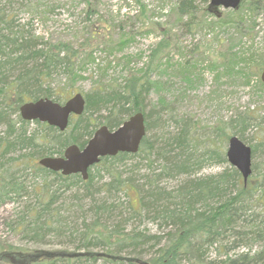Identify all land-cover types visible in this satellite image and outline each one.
Instances as JSON below:
<instances>
[{"label":"trees","instance_id":"obj_1","mask_svg":"<svg viewBox=\"0 0 264 264\" xmlns=\"http://www.w3.org/2000/svg\"><path fill=\"white\" fill-rule=\"evenodd\" d=\"M197 7L195 0H180L176 11L180 17L188 15L193 20ZM141 13L145 15L146 9ZM237 17H221L217 20L218 26L234 23L239 29ZM22 30H15L13 18L4 11L0 12V124L7 126L3 134L0 133V203L6 200L18 203L20 210L8 225L23 234L25 239L47 245L46 239L53 232L78 244L74 249L27 250L4 242L0 243L1 263L264 264V163L260 168L253 166V173L247 181L232 165L220 173L197 176L195 174L207 156L218 161L228 159L225 152L212 144L205 149L206 153L200 155L189 151L192 144L190 120L175 118L181 124L180 130L173 137L164 138L159 146L158 138L149 135L152 129L161 126L157 124L163 115L161 110L172 111L164 100L160 101V106L155 105L146 111L149 94L155 89H164L167 84L162 76L173 67L169 53L172 50L171 34L163 36L154 46L143 66L131 67L120 84L97 87L87 93L84 113L74 117L66 131H60L38 120L23 119L19 108L23 102L40 97L55 96V100H60L51 84L52 76L61 73L70 80L82 77L78 76L79 71L85 70L92 54L80 55V52L86 50L91 42L85 39L78 48L66 41L41 45L30 32ZM92 31L94 40L110 39L106 47L111 51L123 49L134 36L131 30L128 37L112 40L98 27ZM263 55L261 48L234 50L230 45L226 53L219 54L217 58V64L223 69L217 79L234 77L250 84L253 76L260 77L264 68ZM186 65L189 66L184 69V74L190 76V68L192 65L196 67V61L189 59L183 64ZM7 111L10 118L4 119ZM101 111L105 112L101 115L102 121L92 119ZM137 111L144 113L147 130L140 150L135 154L121 152L103 157L95 166H106L110 161L124 163L136 156L151 160L155 155V161L160 159L163 163L161 172L155 177H146V185H140L134 176L125 177L119 170L111 181L93 188L94 179L90 174L84 180L80 174L63 175L39 163L44 156L62 154L72 143L84 146L98 125L117 127ZM237 118L236 124L235 120H229L228 127L242 132L252 126L248 114H239ZM31 123H35L37 128L30 129ZM214 135L217 136L218 132L215 131ZM251 148L254 154L256 146ZM16 153L19 155L15 156ZM199 159L200 163H195ZM191 174L195 176L186 177L174 189L156 183L164 175ZM28 179L34 182L30 184ZM31 185L33 189L29 190ZM73 189L82 191L75 196L77 200H94L90 208L92 223L88 224L84 219L81 225L63 224L62 210L56 203L61 193ZM132 190L139 192V206L129 203L125 209L127 216L122 215L124 212L120 208L119 218L113 219L119 207L115 200L110 203L107 199L121 192L130 196ZM104 191L108 196L98 197ZM26 196L34 202L24 200L22 207L21 199ZM141 215L161 219L163 225L160 226L165 234H151L136 227L128 229V221ZM255 244H259L258 248H254ZM241 248L246 250L238 251Z\"/></svg>","mask_w":264,"mask_h":264},{"label":"rangeland","instance_id":"obj_2","mask_svg":"<svg viewBox=\"0 0 264 264\" xmlns=\"http://www.w3.org/2000/svg\"><path fill=\"white\" fill-rule=\"evenodd\" d=\"M179 2L180 0H0V12L4 11L13 18L15 30L30 32L36 38L34 40L41 45L45 42L66 41L78 48L85 39L90 40V46L80 52V55L92 54L85 70L79 71L78 76L82 77L70 80L61 73L52 76L51 84L56 89L60 101H65L75 92L86 95L97 87L120 84L131 67L143 66L147 61L146 56L154 46L163 36L171 34L172 50L169 53L173 67L162 76L167 84L164 89H155L149 94L146 111L156 107L155 105L160 106L164 101L172 111L161 110L163 115L157 120V124L161 126L152 129L149 132L150 137L158 138L159 142L156 143L161 145L165 141L164 138L173 137L180 130L178 128L181 124H178L175 118H183L192 123V144L189 150L192 153H206L205 149L212 144L214 148L226 154L230 136L237 134L247 145L256 146V152L252 154V167L258 165L260 168L264 163V83L258 76H253L250 84L234 77L224 76L217 79V75L223 72L217 64V58L219 54L226 53L230 45L234 50L241 47L261 48V54H264V0H243L236 8L213 5L211 0H195L198 7L193 20L188 15H178L176 7ZM143 9H146L145 15L141 13ZM221 17H237L239 29L234 23L218 26L217 20ZM94 22L95 26L112 40L128 37L127 34L131 30L134 36L123 49L111 51L106 47L110 39L102 37L100 41L92 38V30L96 28ZM189 59L196 61V69L192 65L190 76L184 74V69L189 65L183 66ZM261 60L264 62V55ZM9 113L7 111L4 114V119L10 118ZM243 113L250 116L252 126L242 132L238 128L228 127L229 120H235L236 124L238 115ZM103 114L105 112L96 113L92 119L98 118L102 121ZM6 128L7 126L1 123L0 133L3 134ZM34 128H37L36 124L31 123L30 129ZM215 131L218 132L217 136L214 135ZM155 160V155L151 156V160L144 159L143 156L130 157L117 165V171L121 170L125 177L134 176L140 185H146V177H155L161 172L163 163L160 159ZM203 162L204 165H201L195 175L203 177L216 174L231 166L228 160L218 161L208 156ZM195 163H200V159ZM103 168L104 164H101L90 170V175L95 176L92 186H101L110 178ZM195 175H164L156 183L174 189L183 179ZM28 182L31 184L34 181L28 179ZM31 189L32 185L29 190ZM106 193L107 191L99 193L98 197L108 196ZM78 194H82V191L73 189L61 193L56 204L62 210L63 224L70 222L81 225L85 217L93 215L90 208L91 204L94 205V200H77L75 196ZM21 200L22 207L24 200L34 202L30 196ZM107 200L110 203L115 200L119 207L114 213L113 219H116L119 218L120 208L124 212L122 215L127 216L128 211L125 209L129 203L139 206V192L132 190L130 196L121 192L109 196ZM19 210L18 203L13 200L0 203V243H13L27 250L74 249L78 244L70 242L69 237L53 232L46 239L47 245L25 239L23 234L8 225L15 219ZM161 222V219L154 220L150 216L141 215L131 218L127 228L136 227L151 234H165L160 226L163 225ZM258 246L259 244H255L254 248Z\"/></svg>","mask_w":264,"mask_h":264},{"label":"water","instance_id":"obj_3","mask_svg":"<svg viewBox=\"0 0 264 264\" xmlns=\"http://www.w3.org/2000/svg\"><path fill=\"white\" fill-rule=\"evenodd\" d=\"M241 1L211 0V3L226 8H236ZM260 77L264 82V69ZM85 105V96L83 93L77 92L64 103L52 98L26 101L20 106V113L25 120L39 119L63 131L68 127L73 114L80 115L84 112ZM145 135L144 114L137 112L117 128L110 129L107 125L100 126L83 148L78 144H70L66 147L64 155L44 156L39 160V163L50 170L60 171L63 175L80 173L86 180L89 177V168L100 162L102 157L113 156L120 151L137 152ZM227 158L247 181L253 172L251 146L234 134L229 139Z\"/></svg>","mask_w":264,"mask_h":264},{"label":"bare ground","instance_id":"obj_4","mask_svg":"<svg viewBox=\"0 0 264 264\" xmlns=\"http://www.w3.org/2000/svg\"><path fill=\"white\" fill-rule=\"evenodd\" d=\"M118 164H121V163H119L118 161H110L109 163H107L106 166H104V168L102 170H104L105 173H107L110 176V178L103 183H107V182L112 180L113 174L115 172H117V169H118L117 165ZM93 179H95V176H93ZM93 188H94V186H93ZM85 220L87 221L88 224L93 222V218L91 216L85 217Z\"/></svg>","mask_w":264,"mask_h":264},{"label":"flooded vegetation","instance_id":"obj_5","mask_svg":"<svg viewBox=\"0 0 264 264\" xmlns=\"http://www.w3.org/2000/svg\"><path fill=\"white\" fill-rule=\"evenodd\" d=\"M242 1H243V0H242ZM40 98H42V97H40ZM46 98H48V97L46 96ZM52 99L55 100L54 97H52ZM32 100H37V99H31V100H28V101H32ZM76 116H79V115H72L71 118L73 119V118L76 117ZM61 155H64V154L62 153ZM61 155H58V156H61ZM60 173H61V172H60Z\"/></svg>","mask_w":264,"mask_h":264}]
</instances>
